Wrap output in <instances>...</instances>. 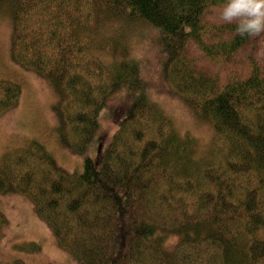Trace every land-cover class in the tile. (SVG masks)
Returning a JSON list of instances; mask_svg holds the SVG:
<instances>
[{"label": "trees", "instance_id": "1", "mask_svg": "<svg viewBox=\"0 0 264 264\" xmlns=\"http://www.w3.org/2000/svg\"><path fill=\"white\" fill-rule=\"evenodd\" d=\"M226 2L0 0L12 61L54 91L61 144L85 153L109 99H129L109 148L79 172L37 139L0 157V194L29 198L76 260L264 264V35L221 22ZM134 23L157 31L163 76L211 125L208 146L151 97L119 30ZM21 96L20 83L0 79V117ZM7 224L0 212V241Z\"/></svg>", "mask_w": 264, "mask_h": 264}, {"label": "rangeland", "instance_id": "2", "mask_svg": "<svg viewBox=\"0 0 264 264\" xmlns=\"http://www.w3.org/2000/svg\"><path fill=\"white\" fill-rule=\"evenodd\" d=\"M119 30L128 42L130 55L141 62L151 97L163 107L178 131L189 132L199 139L202 146H208L212 137L211 125L191 112L163 76L157 31L137 23ZM11 32V21L8 16H3L0 21V79L20 83L22 96L17 107L0 117V157L37 139L53 152L62 168L68 172H79L87 157L96 159L99 152L109 148L126 115L129 105L127 93H117L109 99L100 114L99 129L92 135L86 152L79 154L74 147L59 141L58 118L54 110L56 97L50 84L12 61L9 54ZM0 212L8 219L0 241L2 263L11 264L19 258L25 264H84L59 247L46 223L39 218L35 205L26 196L0 194ZM32 243H37L39 248L29 252L25 247Z\"/></svg>", "mask_w": 264, "mask_h": 264}, {"label": "clouds", "instance_id": "3", "mask_svg": "<svg viewBox=\"0 0 264 264\" xmlns=\"http://www.w3.org/2000/svg\"><path fill=\"white\" fill-rule=\"evenodd\" d=\"M225 24H235L240 37L264 35V0H227L219 14Z\"/></svg>", "mask_w": 264, "mask_h": 264}]
</instances>
